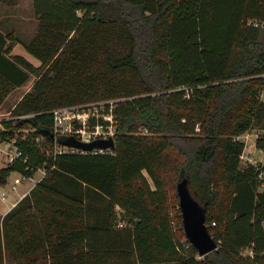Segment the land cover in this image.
<instances>
[{
    "label": "trees",
    "instance_id": "obj_1",
    "mask_svg": "<svg viewBox=\"0 0 264 264\" xmlns=\"http://www.w3.org/2000/svg\"><path fill=\"white\" fill-rule=\"evenodd\" d=\"M33 7L38 28L25 46L40 65L11 54L0 31V106L36 77L18 117L3 121L0 136L23 156L0 169V185L15 171L55 167L0 219V264H243L237 252L251 242L264 264V165L242 166L239 138L264 129V0ZM109 99L117 100L113 151L55 155L42 132L52 130L51 111ZM172 162L175 203L187 178L206 223L216 222L208 228L221 246L204 256L170 202Z\"/></svg>",
    "mask_w": 264,
    "mask_h": 264
},
{
    "label": "built area",
    "instance_id": "obj_2",
    "mask_svg": "<svg viewBox=\"0 0 264 264\" xmlns=\"http://www.w3.org/2000/svg\"><path fill=\"white\" fill-rule=\"evenodd\" d=\"M117 106L116 99L109 100H99V101H90L80 104L74 105H66L59 106L54 108L51 111L53 117V126L52 132L54 133V154H71V153H111L113 148H95L93 150H83L78 147L69 146L61 144L57 139L62 136H74L78 140L83 142H91L96 139H109L114 138L117 128H118V119L115 113ZM4 129L2 123L0 122V132ZM143 133H148L146 128L142 129ZM248 132V131H247ZM264 132L262 133V135ZM242 136V135H241ZM241 136L239 137L241 139ZM249 136V133L246 134ZM255 142H249V140L244 139L245 148L243 154L241 155V159H244L247 164H262L264 165V161L256 163L254 158V150L250 147H254L256 149L257 140ZM40 141V139H38ZM1 143L6 144V147L3 148ZM260 152H263L264 149L260 148ZM0 152L4 153L6 156L7 165L14 163L16 160L22 158L23 151L19 149L13 140H4L0 136ZM26 160V159H25ZM55 167L52 165L47 167L46 165L38 166L37 168H33V174H25L19 171L18 172L21 177H16L14 179V183L18 184L22 181H28L31 183L30 189L33 188L40 180H42L48 173L50 169ZM29 169V167H27ZM15 186V185H14ZM216 222L213 221L212 224H207L208 226L215 225ZM264 228V223L262 224ZM213 236V235H212ZM218 243V242H217ZM220 243H218L217 249L220 247ZM261 255H264L262 253ZM237 258L240 259L243 264H247L246 261L249 259L251 263L248 264H259V262H255L256 259V245L255 242H251L249 245L242 247L237 252Z\"/></svg>",
    "mask_w": 264,
    "mask_h": 264
},
{
    "label": "rangeland",
    "instance_id": "obj_3",
    "mask_svg": "<svg viewBox=\"0 0 264 264\" xmlns=\"http://www.w3.org/2000/svg\"><path fill=\"white\" fill-rule=\"evenodd\" d=\"M37 28L38 20L34 14L33 0H18L14 5L0 3V31L8 35L9 44L12 45L11 54H22L24 56H28L29 58H31V60H33V63L40 65L41 62L38 61V59L34 55H32L25 46L36 34ZM35 79L36 77L32 75L30 80L25 85L15 88L6 98L5 102L0 106V122L2 123L3 127L4 120L18 117L17 115H14L12 113L13 109L23 97V95L31 88ZM260 98L264 100V86L261 90ZM263 132L264 129L254 128L252 130H249L248 132H245L241 136V139H247L249 140V142H255L256 138L262 136ZM248 133L249 136H246V134ZM1 146L5 148L6 144L1 143ZM250 148L254 150L253 155L256 163L262 162L261 160L264 161V151L260 152L259 147H257L256 149H253L254 147ZM171 154L173 158H180L176 151H173ZM247 163L248 162L242 159V166L247 165ZM6 165V156H4V153L0 152V169L5 167ZM171 166L173 167V169L168 171V182L170 184L169 187L171 188L170 202L172 203V206H175V209L177 210L180 209L179 205L175 203L176 201H178L175 197V187L178 179H175L174 181L177 167L176 165H174V162H172ZM145 174L147 175L146 172ZM16 177H21V175L18 172H12L8 177L7 183L4 185H0V219L4 215L3 211L6 210V207L9 206L12 201H14L23 191L27 190L31 185V183H29L28 181H22L21 183L15 184L14 179ZM181 225L183 227L182 223ZM176 227L179 228V225H176Z\"/></svg>",
    "mask_w": 264,
    "mask_h": 264
},
{
    "label": "water",
    "instance_id": "obj_4",
    "mask_svg": "<svg viewBox=\"0 0 264 264\" xmlns=\"http://www.w3.org/2000/svg\"><path fill=\"white\" fill-rule=\"evenodd\" d=\"M43 134L54 139L51 129L43 128ZM61 144L78 147L83 150L95 148H115V139H96L91 142H83L74 136H62L57 139ZM179 194V208L182 215V224L190 243L195 246L200 256H204L216 250L218 243L209 231L206 223V210L189 191L188 179L184 178L177 184Z\"/></svg>",
    "mask_w": 264,
    "mask_h": 264
},
{
    "label": "crops",
    "instance_id": "obj_5",
    "mask_svg": "<svg viewBox=\"0 0 264 264\" xmlns=\"http://www.w3.org/2000/svg\"><path fill=\"white\" fill-rule=\"evenodd\" d=\"M22 55V54H21ZM24 56V55H23ZM24 57H26L29 61H33V60H31V58H29L28 56H24ZM39 61V60H38ZM33 63V62H32ZM33 64H35V65H39V64H36V63H33ZM26 84V83H25ZM24 84V85H25ZM23 86V85H22ZM21 87V86H20ZM18 88V87H17ZM30 191V187L27 189V190H25V191H23L14 201H12V203L9 205V206H7L6 207V210L5 211H3L4 212V214L5 213H7L24 195H26L28 192Z\"/></svg>",
    "mask_w": 264,
    "mask_h": 264
}]
</instances>
